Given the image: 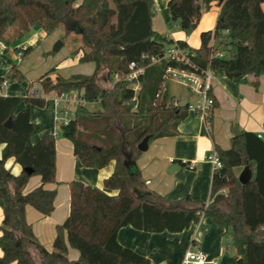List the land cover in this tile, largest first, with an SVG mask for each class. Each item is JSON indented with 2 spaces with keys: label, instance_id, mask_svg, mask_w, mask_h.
I'll return each instance as SVG.
<instances>
[{
  "label": "trees",
  "instance_id": "obj_1",
  "mask_svg": "<svg viewBox=\"0 0 264 264\" xmlns=\"http://www.w3.org/2000/svg\"><path fill=\"white\" fill-rule=\"evenodd\" d=\"M213 3L221 8L215 30L202 33L200 47L192 48L153 30L154 0H83L79 5L76 0H0V45L4 47L0 53L11 65L1 83L26 80L8 50L35 26L48 35L58 30L64 37L79 35L80 49L73 54L80 63L96 66L91 75L69 79L60 75L52 79L51 70L38 80V96L0 95V145H4L0 158V208L4 210L0 264H151L118 242L122 228L175 234L202 217L225 232L233 231L238 264H264V140L257 134L243 132L233 137L228 150L215 144L222 167L213 172L208 203L190 195L167 201L147 189L136 165L143 154L138 145L146 137L150 145L177 135L179 123L188 115V106L180 107L181 101L168 92V70L202 76L210 69L229 78L240 72L252 76L254 86H259V77L264 75V0H169L172 23L189 33L199 25L202 8L209 10ZM173 46L186 53L185 60L165 58ZM214 49L227 52V57L212 58ZM32 50V46L24 49V56ZM131 63L145 70L132 82L125 79ZM102 73L109 86L100 83ZM116 76L119 80L114 82ZM136 82L138 92L133 89ZM51 93H77L84 103L101 105L100 110L91 111L79 104L69 124L61 127V135L72 142L75 157L85 167L102 169L112 161L116 167L103 181V188L78 180L68 183L70 214L56 226L53 248L48 251L34 235L26 208L46 217L55 209L56 191L46 190L44 185L57 181L56 138L45 135L34 142L43 131L31 120V108H44V96ZM209 95L212 97L211 91ZM212 99L214 110L218 105ZM22 103L26 107L19 112ZM10 119L12 126L7 127ZM209 121L211 126L212 114ZM10 159L22 169L18 175L6 167ZM128 160L132 162L129 167L125 165ZM246 166L253 176L243 185L236 169ZM34 176L41 178L42 185L25 194ZM69 247L80 253L78 261L69 260Z\"/></svg>",
  "mask_w": 264,
  "mask_h": 264
},
{
  "label": "crops",
  "instance_id": "obj_2",
  "mask_svg": "<svg viewBox=\"0 0 264 264\" xmlns=\"http://www.w3.org/2000/svg\"><path fill=\"white\" fill-rule=\"evenodd\" d=\"M82 1L76 0V4H82ZM154 2L152 28L163 35L162 31L159 30L158 23L160 18L164 19L165 22L170 19L172 21L168 11L169 0H154ZM262 8L264 10V4ZM31 36L26 42L29 46L34 47L38 42V37L41 40H46L50 35L41 29L35 31ZM165 36L174 41H184L192 48H199L201 45V36H199L198 43L195 39L191 41V37L188 35ZM21 48L24 50L27 47L23 45ZM3 49V45H0V51ZM17 54L18 52L16 53L11 49L8 50V56L14 62L17 59ZM23 62H18L20 65L17 66L26 77V81L20 84L8 81L3 84L0 81V95L24 98L28 93L41 95V84L38 80L47 72L40 77H38L39 75L34 76L27 71L29 67L27 64L26 67L22 65ZM10 69L11 65H9L8 61L0 57V80L6 76ZM51 70L53 72L49 74L50 78L54 79L56 75H60L59 71L61 69L54 67ZM211 76V95L218 106L212 112L213 122L210 126V131L206 130L204 120L198 110H196L199 105H202L200 95L192 91L182 81L177 80L178 83L190 90L188 91L189 94L184 91L173 96L181 102L183 100L187 101V117L179 123L177 135L155 140L149 145L147 152H144L136 161L147 189L169 202L181 200L190 195L195 201L208 203L214 172L212 164L208 161V156L214 150L215 144L224 150H228L231 147V139L234 137L233 129L235 127L242 132L255 134L264 130V75L259 77L258 88L254 86V79L250 75H238L234 78H229L221 71H211ZM35 80L39 82L38 86H35ZM51 95L53 96L51 97ZM44 97L46 99L44 108H31L32 122L39 124L43 131L33 141H38L45 135H54L56 138L57 181L56 183L44 185L46 190L56 191L55 209L50 216L46 217L28 206L26 208V219L32 225L33 233L40 244L48 251H51L56 237V226L63 224L70 214V189L68 183L78 180L88 186L103 188V181L113 173L116 166L114 161L102 169L87 168L82 165L74 155L72 142L61 135L60 124L55 118L54 100H56V94L51 93ZM48 97H51V100ZM83 104L86 107L89 105ZM25 107L26 105L22 103L18 111H23ZM3 148L4 145H0V158ZM178 162H182L185 165L183 166ZM175 164L180 166L184 179L176 178L174 174L168 172L169 168ZM6 167L11 169L14 175H18L22 170L18 164H15L14 159H10ZM239 169L241 168H237L236 171ZM41 185L42 181L39 176L31 177L24 189V193H30ZM111 194H116V192H111ZM3 211L0 208V227H2L4 219ZM199 223L202 226L201 229L198 228ZM198 224H193L189 229L175 234L169 232L148 233L132 229L130 226L124 227L118 233V242L124 247L132 248L138 254L148 258L151 264H181L186 251L194 241L198 242L201 249L204 250L203 252L207 255V264H238L239 257L233 245V237L231 236L232 243H227L226 241V236L231 229L225 232L214 221L205 217H202ZM203 229H207V231ZM1 235L2 232L0 230ZM2 256L3 253L0 250V257ZM79 257L80 253L77 250L68 248L70 261H78Z\"/></svg>",
  "mask_w": 264,
  "mask_h": 264
},
{
  "label": "rangeland",
  "instance_id": "obj_3",
  "mask_svg": "<svg viewBox=\"0 0 264 264\" xmlns=\"http://www.w3.org/2000/svg\"><path fill=\"white\" fill-rule=\"evenodd\" d=\"M219 9L220 8L216 3H213L209 10H206L205 7L202 8V16L199 25L197 26L196 29L190 31L189 33H186L183 30H181L178 24L172 23L171 19L168 21L165 19L166 20L165 22L164 19L160 18L158 23L159 30L162 31L163 35H171V36L188 35L191 37V41H194L195 39V41H197L198 43L200 38L199 36H201L202 33L215 30V25H217L216 20L219 15ZM38 30H41V28L37 26L33 27L31 32L28 33L24 37V39L15 42L9 47V49L17 53V51H15L17 48L23 47V45H26V47H28L29 45L26 41L32 37L31 35L35 31ZM58 42H61L64 46L61 48V50L56 51L54 50V48ZM79 49H80L79 35L72 34V36L64 37L62 36V30H58L55 33L51 34L46 40L44 39L41 40V38L38 37V42L33 47V50L29 54L25 55L23 59L20 60L17 58L15 60V63L17 65H20L19 63H22V61H24L22 65L25 67L27 65L29 66L27 71L31 72V74H33L34 76L39 75L38 77L45 74V72L48 73L54 67L61 69L59 73L60 76L64 79H69L73 75H77V74H82V75L93 74L96 68L95 64L79 63L78 55L73 54V52ZM0 57L5 59L1 55V53H0ZM15 83L20 84L19 82H15ZM38 83L39 82L35 80V86H38L37 85ZM100 83L103 86L110 85L105 73L101 74ZM166 84L168 87L167 88L168 92L172 97L184 91H186L189 94L188 92L190 91L189 88L182 86L180 83L177 82V79L173 77H170L167 80ZM52 96L53 95H51V97ZM51 97H48V99H50ZM87 108L91 111L100 110L101 105L99 103L89 104ZM243 169L244 167L236 171L238 177L240 175V171L241 170L243 171ZM231 236L232 237L234 236L232 230H230V233L226 236L227 243H232Z\"/></svg>",
  "mask_w": 264,
  "mask_h": 264
},
{
  "label": "built area",
  "instance_id": "obj_4",
  "mask_svg": "<svg viewBox=\"0 0 264 264\" xmlns=\"http://www.w3.org/2000/svg\"><path fill=\"white\" fill-rule=\"evenodd\" d=\"M212 45L215 47L216 43L212 42ZM213 47V48H214ZM186 53L179 49L176 46L170 47L167 50L166 59H173V60H179L183 61L186 58ZM24 52L21 50L17 54L18 59H23ZM212 58H219L224 59L227 57V52L220 50V49H214L211 55ZM153 62H156V60H153ZM145 70L142 67H139L131 63L129 65V73L125 76V79L128 81H137L139 76L143 74ZM168 78L173 77L179 81H182L185 83L189 88H191L192 91L198 93L201 97V104L197 107L196 110H198L200 116L203 118L206 130L210 131V124H209V118L212 114L213 108H214V100L212 97H210L209 92L212 88V76H211V70H207L204 72L202 76H198L194 73H190L187 71H178V70H168ZM115 81L119 80V77H114ZM5 83V82H4ZM3 83V84H4ZM133 89L135 92H138L140 90V85L138 82H136L133 85ZM39 94H36L38 96ZM56 100H54L55 103V118L56 121L60 124V128L62 126H66L71 121V118L74 113V109L79 105L83 104L84 100H81L79 95L77 93H63L61 95H57ZM257 136L259 139L264 140V130L262 132L257 133ZM208 161L212 164L214 171L217 169H220L222 167V163L219 159V155L216 150H213L211 154L208 156ZM198 224V223H197ZM198 228H202L201 224H198ZM204 231H207V229H203ZM204 250L201 249L198 242L194 241L188 250L186 251L183 260L181 264H207V255L203 252Z\"/></svg>",
  "mask_w": 264,
  "mask_h": 264
},
{
  "label": "water",
  "instance_id": "obj_5",
  "mask_svg": "<svg viewBox=\"0 0 264 264\" xmlns=\"http://www.w3.org/2000/svg\"><path fill=\"white\" fill-rule=\"evenodd\" d=\"M62 43L61 42H58L54 48V50L56 51H59L62 47ZM237 75H240V72L237 73ZM187 105V101L186 100H183L181 103H180V107H185ZM6 126L7 127H11L12 126V120H8V122L6 123ZM233 133H234V137H240L243 135V132L240 131L237 127H235L233 129ZM149 137H146L139 145H138V150L142 153L144 152H147L148 148H149ZM132 162H130L129 160L125 162V165L127 167L130 166ZM180 166L175 164L173 166H171L168 170V172L170 174H174L176 176V178H179V179H184V175L182 173V171L180 170ZM28 172H30L29 170H27ZM252 170L250 169V167L246 166L244 167L243 171L240 173L239 175V181L241 184L245 185V184H248L251 180H252Z\"/></svg>",
  "mask_w": 264,
  "mask_h": 264
}]
</instances>
